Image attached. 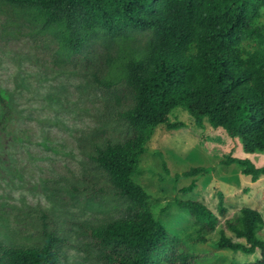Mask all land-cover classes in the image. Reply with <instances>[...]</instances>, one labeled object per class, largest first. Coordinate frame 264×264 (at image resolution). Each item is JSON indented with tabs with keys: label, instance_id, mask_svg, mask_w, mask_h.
<instances>
[{
	"label": "rangeland",
	"instance_id": "374dc122",
	"mask_svg": "<svg viewBox=\"0 0 264 264\" xmlns=\"http://www.w3.org/2000/svg\"><path fill=\"white\" fill-rule=\"evenodd\" d=\"M33 12L25 4L0 0V88L9 92L12 106L6 120L0 108V240L16 246L43 243L42 212H50L62 239L56 241L62 264H103L85 228L133 211L125 196L88 195L77 188L88 177L99 178L100 167L87 151L91 139L128 130L116 117L118 89L104 91L94 75L110 70L119 79L131 56L145 54L152 30L111 38L90 30L77 9L60 10L52 25L38 22ZM64 35L81 40L80 46ZM170 120L184 125L156 127L135 175L149 189L156 217L189 249L204 253L197 264L255 260L260 249L244 253L213 244L218 230L201 231L177 200H200L219 214L222 192L228 216L245 206L264 215V174L253 180L229 159L250 158L260 167L264 153L246 152L238 135L214 129L207 119L199 126L183 107L175 108ZM197 166L212 170L196 175L195 189L183 192L194 176L176 181L174 175ZM257 233L264 238V225Z\"/></svg>",
	"mask_w": 264,
	"mask_h": 264
},
{
	"label": "trees",
	"instance_id": "16d2710c",
	"mask_svg": "<svg viewBox=\"0 0 264 264\" xmlns=\"http://www.w3.org/2000/svg\"><path fill=\"white\" fill-rule=\"evenodd\" d=\"M31 7L38 22L52 25L60 10L77 9L87 27L108 37L120 38L132 31L152 30L145 54L131 56L127 72L119 79L108 70L94 75L104 91L118 89L116 117L128 127L125 135L94 136L88 153L100 167L99 178H86L85 194L113 193L127 197L131 215L85 228L96 255L103 264H197L204 253L189 249L182 238L170 232L156 217L149 202L150 191L135 175L146 144L159 124L169 128L177 107L189 111L199 126L207 119L214 129L222 128L241 138L246 152L264 153V0H4ZM64 40L75 48L74 42ZM111 61V58H109ZM1 119L11 117V96L0 88ZM253 180L264 174L250 158L230 157ZM211 167H192L174 175L194 176L181 187L197 186L196 175ZM218 211L200 200H177L188 210L201 231L218 230L213 244L220 248L261 255L253 261L204 264H264V238L257 230L264 215L249 206L228 216L224 194L219 193ZM44 242L12 245L0 240V264H62L56 241L59 236L50 212H42ZM219 225V226H218ZM218 226V228H217ZM238 238V239H235ZM208 242L207 236H201Z\"/></svg>",
	"mask_w": 264,
	"mask_h": 264
}]
</instances>
